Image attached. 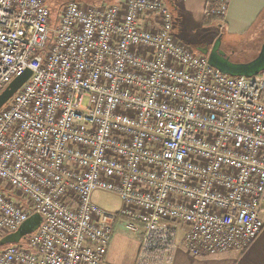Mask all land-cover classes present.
<instances>
[{"label": "built area", "instance_id": "built-area-1", "mask_svg": "<svg viewBox=\"0 0 264 264\" xmlns=\"http://www.w3.org/2000/svg\"><path fill=\"white\" fill-rule=\"evenodd\" d=\"M211 1L225 18L230 0ZM52 14L0 0V96L32 71L0 110V239L43 220L0 264H103L119 219L141 237L137 264L248 248L264 230V72L211 67L163 0Z\"/></svg>", "mask_w": 264, "mask_h": 264}, {"label": "crops", "instance_id": "crops-1", "mask_svg": "<svg viewBox=\"0 0 264 264\" xmlns=\"http://www.w3.org/2000/svg\"><path fill=\"white\" fill-rule=\"evenodd\" d=\"M189 1L187 0L186 3ZM206 3L207 0H198L194 2L193 6H188L190 13L196 14V16H193L197 25H203L206 15ZM224 26L228 27L232 35L238 40L243 42L250 39H254L255 42L259 40L260 52L264 41V0H230L223 24L219 25L221 29ZM251 33L252 37H250ZM236 46L238 47V45ZM236 46L229 45L226 51L232 61L234 60L231 56L235 54ZM244 62L250 61L237 63ZM261 217L264 222V201L261 208ZM120 223L122 222L115 224L113 240L103 264H137L141 237L133 235L125 229V231L121 229L119 231ZM168 264H264V230L245 250H233L219 256L195 258L190 256L183 246H180L175 252L172 262Z\"/></svg>", "mask_w": 264, "mask_h": 264}, {"label": "rangeland", "instance_id": "rangeland-1", "mask_svg": "<svg viewBox=\"0 0 264 264\" xmlns=\"http://www.w3.org/2000/svg\"><path fill=\"white\" fill-rule=\"evenodd\" d=\"M47 4L52 5H61L64 4L63 0H46ZM68 1V0H67ZM119 0H80V2L88 5H99V4H112L116 3ZM166 5L170 7L174 15V34L186 42L190 47H192L196 53L198 48L210 47L212 48L213 44L217 40L219 36L222 37V50L227 51L229 45H238L236 52L231 57L235 62L240 61H252L259 54L260 42H255L254 39L247 40L243 42L242 40H238L236 37L232 35V32L228 27H223L222 29L219 27V23H214L211 27H204L202 24H196L194 21V16L196 14H191L188 6L194 5L195 1L198 0H190L186 3V1L174 0L176 2V6L173 7L172 2L170 0H163ZM211 3V0H207L206 7ZM66 5V4H65ZM53 7V6H52ZM51 8V7H50ZM60 8H52V21L56 23L58 11ZM194 15V16H193ZM252 33L250 37H252ZM235 42V44H233ZM231 43V44H230ZM93 202L98 205L101 209L108 211L110 213H117L122 208L123 204L119 197L114 194L95 190L92 194ZM120 223L118 230H126V222L124 219H119L118 223ZM124 227V228H122ZM121 229V230H120ZM124 230V231H125ZM127 232V231H126Z\"/></svg>", "mask_w": 264, "mask_h": 264}, {"label": "water", "instance_id": "water-1", "mask_svg": "<svg viewBox=\"0 0 264 264\" xmlns=\"http://www.w3.org/2000/svg\"><path fill=\"white\" fill-rule=\"evenodd\" d=\"M74 1L77 0H68V2ZM197 52L208 56L211 67L230 77L253 78L264 72V41L258 56L254 60L244 63L232 61L230 56L222 50L221 36L217 38L212 48H198ZM31 76L32 71L28 69L6 88L0 96V110L10 102L13 96L28 82ZM42 221V217L39 214L32 216L17 232L1 238L0 248L19 244L21 240L35 233L41 226Z\"/></svg>", "mask_w": 264, "mask_h": 264}, {"label": "trees", "instance_id": "trees-1", "mask_svg": "<svg viewBox=\"0 0 264 264\" xmlns=\"http://www.w3.org/2000/svg\"><path fill=\"white\" fill-rule=\"evenodd\" d=\"M80 1V0H77ZM172 2L173 7L176 6V2L174 0H170ZM64 4L58 5V6H54V5H50L48 4L51 9L53 8H61L63 7L65 4L69 3L67 0H63ZM53 6V7H52ZM218 6L216 5L215 2L211 1V3L209 5H207L206 7V15L204 17L203 20V25L204 27H211L214 23H219L218 25H222L224 18L218 14H216V10H217ZM172 11V10H171ZM209 11V12H208ZM173 13V12H172ZM174 16V15H173ZM3 250V248H0V252Z\"/></svg>", "mask_w": 264, "mask_h": 264}]
</instances>
